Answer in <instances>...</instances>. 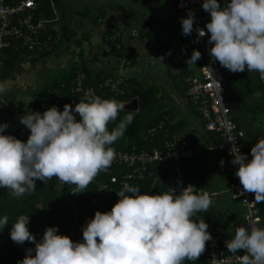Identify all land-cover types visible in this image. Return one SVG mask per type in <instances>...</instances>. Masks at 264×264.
<instances>
[{
	"label": "clouds",
	"instance_id": "obj_1",
	"mask_svg": "<svg viewBox=\"0 0 264 264\" xmlns=\"http://www.w3.org/2000/svg\"><path fill=\"white\" fill-rule=\"evenodd\" d=\"M202 7L210 13V22L207 33L202 28L196 31L201 38L210 33L212 61L232 73L245 69L258 73L264 81V0H225L223 7L218 0H204ZM194 20L191 10L181 18L183 35L192 34ZM199 59L200 51L194 50L187 64L196 65ZM7 90V83L0 82V95ZM121 111H125L123 102L87 94L74 108L65 104L63 111L56 106L43 113L27 110L20 117L30 130L26 142L3 134L9 125L0 124V188L18 198L33 193L37 180L45 184L55 177L62 184L74 185L73 194L86 191L101 172L109 170L116 158L111 145L134 120L128 111L109 130ZM250 152L248 160L232 145L231 163L238 165L235 175L243 191L254 193L255 202H264V136ZM220 163L223 166V160ZM117 196L110 211L97 210L86 223L82 242L58 234L57 227H47L37 241L28 228L29 216L20 215L11 224L10 238L18 245L27 241L35 247L26 249L18 264H185L198 260L212 239L204 219L194 217L207 212L213 200L207 192H195L192 185L181 188L179 194L172 189L150 195L125 183ZM7 224V216L0 219V229ZM225 244L230 253L243 251L240 264H264V227L256 219L235 227Z\"/></svg>",
	"mask_w": 264,
	"mask_h": 264
},
{
	"label": "crops",
	"instance_id": "obj_2",
	"mask_svg": "<svg viewBox=\"0 0 264 264\" xmlns=\"http://www.w3.org/2000/svg\"><path fill=\"white\" fill-rule=\"evenodd\" d=\"M175 1L129 0V3L122 5L119 2L118 4L113 3L111 0H50L53 16L48 21L43 22V24L46 29L52 30L47 32L54 35L47 37L42 42L41 46L43 48L30 56H38L42 52H47L46 55L36 61H32V57L29 58L28 56L22 58L21 61H26L24 65L18 63L19 65L16 66L12 75L8 79L0 81L7 83V92L17 85L19 91L25 94L24 99H21L18 105L7 102L8 110L11 112V122L7 123L9 126L3 134L14 135V130L20 125V117L25 115L27 110L33 111L35 98L43 93L50 96L53 95L49 99L44 97L45 102L49 103L48 106L54 104L53 100L55 102L61 100L63 105L67 104V102L69 103L71 99L78 101V95L71 90L72 84L69 91L77 97L69 98V93L63 90L65 88V79L73 64L79 63L83 69L84 67L88 68L94 77H97L99 73H103L106 78H113L115 74L120 75L117 69L123 64L126 65L127 59H130L128 57L134 58L135 52H137V61L144 58V65L147 68L145 74H148L155 69L152 66L154 61L161 59L163 57L162 53L172 49V52L168 53L167 58L160 60L162 62L160 64L162 66L160 67L162 74L159 78L153 76V81L151 82L152 86L160 83V89L165 91L166 101L160 111H157L156 106L152 113L146 110L150 114V117L146 120L151 123L161 116H166L169 125L174 130L171 135L184 134L189 139L192 148H203L201 155L184 162V169L194 181L196 189L209 193L213 200V205L201 215L202 219L208 223L209 227H214V232L219 231V233L233 236L235 227L246 225V211L238 199L232 197L228 199L227 197L229 192L225 191V189L231 177L225 163V157L219 151L205 149L211 132L206 131L204 128L206 117L201 111L196 109L189 98L186 83L181 82V84H178L177 80H175V73L178 69L169 70L167 67V63L175 58L179 59L178 56L181 57V63L186 66H188L187 60L190 59L177 38L178 23L175 18L181 15L175 7ZM78 33L82 34V37L75 39L74 37ZM62 41L66 43V47L61 46L60 43ZM82 41L85 43L80 48L82 56L80 59H74L75 57H72L69 53L71 50L69 45L71 42L80 44ZM167 43L170 44L167 45ZM93 46H96L97 49L93 48ZM121 46H125L122 53L118 51ZM138 46L142 47L141 52L137 50ZM86 51L87 55L85 57L84 53ZM56 53H62V55L54 58ZM116 59L119 60L118 64ZM41 69H47L46 71L48 72L43 77L38 78ZM197 69V65L192 68V76H199V70L197 71ZM57 71H62L59 79L53 78L52 73ZM238 74L244 78L246 90L248 91L245 95L249 98H255L254 94L249 92L252 90V80L259 74L248 72L247 69L244 72L237 73L225 70L222 74L226 101L231 108L234 121L244 132L242 144L248 152V160H251L250 150L260 137L264 136V133L252 136L247 140L245 138V131L239 124V121L245 119L241 114V97L244 99V96L236 93L230 94L228 87L229 84L234 86V81ZM58 84L61 89H58ZM262 85L264 86V84ZM31 92H36V95H32ZM1 98L0 96V103L3 100ZM122 114L126 113L120 112L117 120L108 125L109 130L116 127L124 118ZM254 120L255 117L250 115V121ZM136 143L137 139L128 138L125 132L124 136L118 139L111 147L115 150H124L136 145ZM221 160L224 162L223 166H221ZM129 168L131 170V167ZM110 169L112 174L117 176L128 172L119 166H111ZM115 172H120V174ZM224 210L226 211L225 213ZM231 211H234L233 215L230 214ZM214 212L220 214L216 217L217 220H212L213 217L208 214ZM259 222L260 226L264 227V216L262 213Z\"/></svg>",
	"mask_w": 264,
	"mask_h": 264
},
{
	"label": "trees",
	"instance_id": "obj_3",
	"mask_svg": "<svg viewBox=\"0 0 264 264\" xmlns=\"http://www.w3.org/2000/svg\"><path fill=\"white\" fill-rule=\"evenodd\" d=\"M8 4H14L18 0H2ZM225 0H218L221 6H224ZM230 2V0H229ZM178 11V10H177ZM179 14L183 17V15L178 11ZM53 16L50 0H38V4L36 8L33 10V15L31 22L34 25V29L32 30V34L38 38L41 42H44L47 37H52L54 34L47 32L52 31L50 29H46L43 22L48 21ZM184 18V17H183ZM206 20V19H205ZM204 23V17H203ZM23 32H27L25 26L21 27ZM178 35L177 38L188 54L189 58L191 57L194 50H198L197 46L195 45V34L192 31L191 35L185 36L182 34V28L180 25L177 27ZM208 35V34H207ZM207 37V36H206ZM205 37V40H206ZM10 46L6 47L2 53L0 54L1 65H0V81L8 79L14 69L18 65L19 61L24 57H29L34 52L42 49L43 46L41 44L35 45L34 49H28L27 47L22 46L21 39L12 38ZM207 43V42H206ZM41 46V47H40ZM210 48V45L207 44ZM124 47L121 46L119 48V52H124ZM172 52V49L162 53V58H167L168 53ZM47 52L39 53L38 56H34L31 58L32 61H36L40 59L42 56L46 55ZM126 64H134L138 59V53L135 52V57L131 59L128 57ZM161 60V59H160ZM168 62V60H166ZM132 62V63H131ZM167 67L169 70L178 69L175 73V80H180L182 83H186V79L192 76L193 70L188 66L181 63L179 59H174L171 62L167 63ZM196 65L198 66L197 71L199 70L200 66L196 61ZM85 69V70H84ZM81 67L79 63L73 64L69 69V74L65 79V88L64 91L69 93V98L77 97L70 93V86L72 84L73 77L75 76V72L78 70L85 71L86 84H96L97 82L105 79L106 76L103 73L97 74V77H94L91 74V71L88 68ZM115 77V76H113ZM122 77V76H121ZM123 78V77H122ZM126 86L124 88V94H113L108 93L106 94L103 99H115L119 102H123L126 104L127 102L131 101L133 98L138 99V107L136 110H127L121 111L124 117L128 114V111H132L134 114L133 122L128 126V131H126V136L128 138L137 139L136 145L132 146L136 149H147L153 150L155 148H162L164 141L174 132L171 126L168 123V119L166 121V126L159 130L151 140L145 139L143 136L146 134L147 129L161 117L154 120L153 122H149V120L145 119V112L146 107L151 102H155V89L154 86H146L140 80L134 77L123 78ZM61 85V84H60ZM58 89H61L59 84L57 85ZM51 90V89H49ZM45 93L39 95L35 98V105L33 111H39L43 113L45 110L48 109V104L44 100V97L47 99L51 98L53 95H46ZM68 98V99H69ZM68 99H66L68 101ZM66 101V102H67ZM54 104L56 103L55 100L52 101ZM65 103V101H63ZM79 118V117H77ZM20 125L14 130V135L18 138V132ZM135 128V129H134ZM30 132H28L27 136L20 139L26 142ZM209 139H207V144H218L220 142V137L215 132L211 131L209 134ZM189 140V139H188ZM242 144V140H241ZM190 146V143H189ZM132 147H128L124 150H129ZM191 147V146H190ZM242 148L245 152V155L248 157V152L246 147L242 144ZM189 160V159H188ZM113 166V165H111ZM115 167V166H114ZM123 167L124 170L129 171L130 168L126 166H119ZM173 170L172 163L170 161H161L157 163L150 164L147 167L146 172L144 173V177L142 179H135L130 182L131 186H139L141 194L147 192L150 195H154L157 193L162 194L164 190H166L170 186V176ZM229 171V170H228ZM120 174V172H115ZM230 174V173H229ZM190 176V175H188ZM120 176L118 177V181L111 182L110 181V173L101 172L88 186L86 191L73 194L72 188L75 187L74 185L70 186L67 184H62L57 178H53V180L48 181L45 183L43 181L37 180L36 183V190L31 194H25L21 197H13L9 195V191L6 188H0V219L4 216L8 217V223L2 229H0V264H18L26 254V249L34 248V243L25 242L22 245H18L13 242L10 238V230L11 224L15 222V220L20 215H28L29 216V224L28 228L29 231L34 235L37 241L41 240L43 234L47 227H57L58 234L67 235L70 237L71 240L74 242H82L83 235L82 230L83 227L86 226V223L94 218L95 212L97 210L101 212L110 211L112 206L118 202L119 197L117 196V192L122 190V185L120 184ZM231 180V179H230ZM229 185V183H228ZM228 185L225 191H228ZM224 191V193H226ZM228 199H231L232 195L229 192L227 195ZM239 200V199H238ZM226 211L224 210V213ZM204 212L197 213L194 219H202V214ZM264 216V202L260 206V214ZM210 214V218L212 220H217L220 214L218 212L208 213ZM231 215L234 214V211L230 212ZM236 216V215H235ZM216 218V219H215ZM208 224V223H207ZM215 224V223H214ZM213 225V224H211ZM224 228V227H223ZM208 232L221 235L222 237H227L226 233H219V231L214 232V227L208 226ZM221 230V229H220ZM206 251L196 260L193 261H185V264H208L206 260ZM34 254V253H33Z\"/></svg>",
	"mask_w": 264,
	"mask_h": 264
},
{
	"label": "built area",
	"instance_id": "obj_4",
	"mask_svg": "<svg viewBox=\"0 0 264 264\" xmlns=\"http://www.w3.org/2000/svg\"><path fill=\"white\" fill-rule=\"evenodd\" d=\"M48 1V0H44ZM204 0H176L175 7L184 18L187 17L188 11L191 10L195 15L193 31L195 34V45L201 53V59L197 60L200 64L199 76H190L186 79L187 94L194 103L197 110L201 111L206 117L204 128L206 131H213L220 137L218 144H209L206 150L219 151L225 157V163L229 170L231 180L228 185V191L232 198L239 199L241 205L245 208L246 221L254 218L257 221L261 220L260 206L263 202H255L254 193L243 191V186L240 184L235 172L238 165L231 163L233 157L230 154L232 145L238 146L240 152L244 153L241 140L244 136L243 131L238 127L232 117L231 108L228 105L225 93L224 84L222 81L223 72L229 71L222 67L219 62H213L209 54L205 37H198L197 28H202L207 33L203 26L202 4ZM38 0H18L14 4H8L0 0V54L10 46L12 38H18L22 41V46L28 49H34L35 45L41 44L36 36L32 34L34 25L31 22L33 10L36 8ZM25 26L27 32H23L21 27ZM42 45V44H41ZM1 65V59H0ZM86 74L82 70L75 72L72 80L71 90L78 95V99H82L87 95H97L102 99L108 93L124 94L126 83L120 75L102 79L96 84L85 83ZM75 99H71L69 103L75 106L78 103ZM56 106L60 111H63L64 105L61 100L48 108ZM167 117H162L156 123L152 124L143 136L147 140L166 126ZM29 129L22 125L18 132V139L27 136ZM116 158L113 161V166H128L131 170L120 176V184L125 183L130 185L135 179H142L147 167L150 164L170 161L173 170L170 176V186L163 192H171L175 190L179 194L181 188L192 185L195 192H202L196 189L194 181L188 176L184 169V162L195 156H199L203 152V148H192L189 146V140L184 134H172L165 141L162 148L153 150L136 149L132 147L129 150H115ZM109 173L111 169L108 170ZM115 174L110 175V181H118ZM162 192V193H163ZM247 201V202H246ZM212 239L206 244V260L208 264H237L240 263L238 257L243 255V251L233 254L227 251L225 242L230 240L232 236L222 237L210 233Z\"/></svg>",
	"mask_w": 264,
	"mask_h": 264
},
{
	"label": "rangeland",
	"instance_id": "obj_5",
	"mask_svg": "<svg viewBox=\"0 0 264 264\" xmlns=\"http://www.w3.org/2000/svg\"><path fill=\"white\" fill-rule=\"evenodd\" d=\"M113 3H121L122 5L125 3H129V0H111ZM223 7V6H221ZM202 15L204 17V28L206 29V24L208 22H210V13L206 12L204 9L202 10ZM181 16H176L175 21H177L178 25L181 26ZM206 19V20H205ZM207 30V29H206ZM82 37V34L78 33L77 35H75V39H80ZM210 37V33L207 35L206 37V42L208 44V39ZM62 47H66V43L65 42H61L60 43ZM83 44H85L83 41L80 42V44H78L77 42H71L70 43V54L72 57H75L74 59H80V57L82 56L81 52H80V48L83 46ZM170 43H167V45H169ZM209 45V44H208ZM211 47V45H210ZM93 48L97 49L96 46H93ZM137 50L139 52H141L142 47L138 46ZM94 51V50H91ZM87 51L84 53V56L86 57ZM62 53H56V56H61ZM32 56H29V58ZM179 60L181 61V57L178 56ZM149 60V59H148ZM117 64L119 63V60H117ZM26 61H21L19 62V64L24 65ZM70 62V61H69ZM18 64V65H19ZM123 64V62H122ZM160 64H162V62H160V59H156L153 63L152 66H154V71H150V73L145 74L147 71V68L144 65V58L139 59L136 63L134 64H126V65H121V67H119L118 72L120 74V76H122L123 78H128V77H134L138 80H140L141 82H143L146 86H152L151 82L153 81L152 78L153 76L155 78H159L160 75L162 74V69L160 67H162ZM188 65V64H187ZM191 68H194L195 65H188ZM24 67V66H22ZM23 69V68H21ZM47 69H41V72L38 75V78L43 77V75L46 74ZM50 70V69H48ZM53 74V78L55 79H59V77L62 74V71H57L52 73ZM117 74H115L116 76ZM178 84H181V81L178 79L177 80ZM264 84V81H261L259 76H256L253 80H252V90H250V94H255L257 92H260L262 95L257 97L256 95H254L255 98L251 97H247L245 94L248 93V91L246 90V84L244 81L243 76H238L236 77V80L234 81V86L229 84V93H236L238 95H242L244 96V99L241 97V114L243 116V118L245 117V119H242V121H239V124L241 126L242 129H244L245 131V138L250 139V137L252 136H257L259 134H263L264 133V86L262 85ZM155 89V103L154 101L149 103V105L146 107V110L149 111L150 113L153 112V110H155V106L157 108V111L162 110V105L164 104V102L166 101V96H165V91H163L162 89H160V83H156L154 86ZM224 93H225V89H224ZM32 95H36V92H31ZM3 99L2 103H0V124L3 123H10L11 122V112H9L8 110V104H14V105H18L19 102L21 101V99L23 100L25 94H23L22 92L19 91V89L16 87L12 88L9 90V92H6L3 95H0ZM247 98V99H246ZM244 101V103H243ZM250 115H253L255 117L254 121H250ZM150 117V114L145 112V119H148ZM244 133V132H243ZM244 208V207H243ZM245 209V208H244ZM246 211V210H245Z\"/></svg>",
	"mask_w": 264,
	"mask_h": 264
},
{
	"label": "water",
	"instance_id": "obj_6",
	"mask_svg": "<svg viewBox=\"0 0 264 264\" xmlns=\"http://www.w3.org/2000/svg\"><path fill=\"white\" fill-rule=\"evenodd\" d=\"M136 108H137V99L135 98L125 104V109L127 110H133Z\"/></svg>",
	"mask_w": 264,
	"mask_h": 264
}]
</instances>
